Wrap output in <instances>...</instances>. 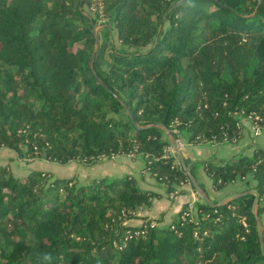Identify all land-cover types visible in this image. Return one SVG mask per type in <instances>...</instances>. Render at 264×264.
<instances>
[{
  "label": "trees",
  "instance_id": "trees-1",
  "mask_svg": "<svg viewBox=\"0 0 264 264\" xmlns=\"http://www.w3.org/2000/svg\"><path fill=\"white\" fill-rule=\"evenodd\" d=\"M249 113L264 126V0H0V147L86 165L131 153L172 194L198 163L214 190L246 185L131 224L161 196L133 173L0 164V264H264V147L187 169L166 150V131L235 142Z\"/></svg>",
  "mask_w": 264,
  "mask_h": 264
},
{
  "label": "rangeland",
  "instance_id": "rangeland-1",
  "mask_svg": "<svg viewBox=\"0 0 264 264\" xmlns=\"http://www.w3.org/2000/svg\"><path fill=\"white\" fill-rule=\"evenodd\" d=\"M93 3V8L96 5H99L101 0H91ZM92 7V6H91ZM92 10V9H91ZM104 18L100 17V22L103 21ZM100 22L95 26V30L97 31V29L100 28L101 24ZM115 34L113 32V38H114ZM241 121V131H242V135H243V126H244V122L248 121L246 118L241 117L240 118ZM250 122V121H249ZM251 123V122H250ZM256 128L250 124V136L251 139H256L258 137H263L264 139V126H262V128L260 129V132L255 133ZM170 133V132H169ZM238 141V140H237ZM235 141V142H237ZM219 141H215V140H204V141H200V143H209L210 145H214V144H220L218 143ZM232 142V143H235ZM255 145H260L262 147H264V142H262L261 144H252L250 146V150L251 152L253 151V148ZM168 145H166V150L168 149ZM177 148H180V146L177 145ZM168 151V150H167ZM247 153V154H251ZM240 153H246V152H240ZM221 159V158H218ZM104 163V167L106 168H112V169H126V170H133L134 172H136L138 174L137 170L143 171L141 168V162H137L135 156H133L131 153L130 154H121V155H114L112 156L110 159H105L103 160ZM101 161V162H103ZM139 161V160H138ZM99 162V163H101ZM97 163V164H99ZM0 164L1 165H8L10 170L17 176H23L25 175L29 170L31 169H40L43 171H50L51 173H53L56 176H60V177H70V176H77L79 179H82L84 177H88L85 175H80L81 173H85L86 172V167L88 166H93V165H86L84 163H82L81 161L78 160H70L68 162L65 163H60L54 160H49V159H45V158H40V157H34V158H29V157H22L19 156L18 153L15 150H12L10 148L7 147H0ZM95 167V166H94ZM119 167V168H117ZM198 168V169H197ZM197 173L199 172L200 169H203V166L201 163L197 164ZM95 170V168H94ZM94 170H88L87 173H91ZM123 172V171H122ZM143 175L141 176V179H139L140 184L142 185H149L155 189L152 190H156L159 191L161 193L160 197H155L152 199V201H158L156 204L153 205V203H151V205L149 207H146L150 210V213L152 214V216H148L145 214H139L138 210L137 212V217H131L129 218L126 222L133 220L134 222H138L139 224L141 222H143L144 218H151V220H147L149 222H159V223H169L172 219V215L170 214V211L168 210V207L164 206L163 202L167 199H170L167 201V203L170 201L172 202L173 200L171 198H169V195H177V194H172V193H168L165 191L164 187H162L160 184H158L156 181H154V178H150L147 177L144 173L142 172ZM79 175V176H78ZM199 175V174H198ZM197 176V175H196ZM94 177V176H93ZM196 179V178H195ZM198 179V177H197ZM196 179V180H197ZM150 180V181H149ZM199 180V179H198ZM188 185L190 184L189 182H187ZM191 185V184H190ZM183 184L181 185V190L184 188L182 187ZM241 189H243V187H246V185L244 183L240 184ZM190 188H192L190 186ZM146 189H151V188H146ZM162 191V192H161ZM165 193H168V198L165 197ZM201 194L199 195V199H203V192H200ZM179 194V193H178ZM209 198V196H208ZM211 199V198H209ZM228 197L224 198L222 201L227 200ZM211 200H216V199H211ZM192 201V200H191ZM181 208V207H180ZM254 208L256 209V205L254 204ZM139 211H141L139 209ZM171 215V216H170ZM144 217V218H141ZM262 217V221L264 223V212H262L261 214ZM259 229L264 230V226L263 224H259Z\"/></svg>",
  "mask_w": 264,
  "mask_h": 264
},
{
  "label": "crops",
  "instance_id": "crops-1",
  "mask_svg": "<svg viewBox=\"0 0 264 264\" xmlns=\"http://www.w3.org/2000/svg\"><path fill=\"white\" fill-rule=\"evenodd\" d=\"M250 124L251 123L249 121L244 122L243 135L235 143L229 142V143L210 145L209 143H200V142L192 143V142H188L187 140L182 138V140L184 141V144L180 148H177V144L174 141L175 137H173L171 133L166 131L165 136L169 141V144H167L169 146L167 150L173 154H176L177 158L179 156H181L184 158H189L191 160H201V159H207V158H211V157L228 158V157H231L233 155H237L240 152L250 153L251 152L250 146L252 144L258 143V144L262 145V142H264V139L261 136L256 138V139H251V136L249 134ZM177 150H179V153H177ZM136 160H137V162H141V160H139V159H136ZM104 163L105 162L103 161L99 164H94L93 166L86 167V172L81 173L80 175H85L88 177H84L81 180H89V179L93 178V176L95 177V176H100V175H113V174L121 175V174L130 172V173L134 174V176L138 180V183L141 187L155 189L149 185H142L139 182V179H141V176L143 175L142 172H145L144 174L147 177L151 178V176L149 175L148 172L137 170L138 171V174H137L133 170H126V169H122V170L116 169L115 170L112 168L104 167ZM139 164L142 165V162ZM94 168H95V170H94ZM117 168H119V167H117ZM197 169H196V175L197 176L195 178L197 179V177H198L199 180L197 179V181H200L205 185V187L208 191V196L211 199H216L218 201H222L224 198H226L230 194L245 191L244 187H243V189H241L240 184L242 182H240V181L231 183L228 186H226L224 189L214 190L211 187L210 179L206 175L205 171L200 169L199 172L197 173ZM88 170H94V171H92L91 173H87ZM153 182H155V180ZM190 186H191L190 184L188 185V183H184L182 186L184 188L183 192H181L177 195H171V194L169 195V198H171L173 200L172 202H170L171 201L170 199H167V201L170 200L168 203L166 200L163 202L164 206L168 207V210L170 211L171 215L176 213L183 204L188 203L191 200L199 199L200 193L195 189V187L193 188L191 186L192 188H190ZM164 195H165V197L168 198V193H165ZM157 202L158 201H154V200L152 201L153 205L156 204ZM140 210L141 211L138 210L139 214H145L148 216H152V214L150 213V210L148 208H142ZM128 223L139 224L138 222H134L133 220L128 221Z\"/></svg>",
  "mask_w": 264,
  "mask_h": 264
},
{
  "label": "built area",
  "instance_id": "built-area-1",
  "mask_svg": "<svg viewBox=\"0 0 264 264\" xmlns=\"http://www.w3.org/2000/svg\"><path fill=\"white\" fill-rule=\"evenodd\" d=\"M243 118H246L248 121H250L251 124L256 128L255 133L260 132V129L262 128V126L258 123V120L261 119L258 115H255V114L253 115V113H249V114L243 116ZM237 126L239 128H241V121H240V119L237 121ZM174 141L180 147L184 144V141L180 137H175V140ZM195 201L196 200H192V201H189L188 202V207H189L190 210H193ZM135 232L137 233V231H135Z\"/></svg>",
  "mask_w": 264,
  "mask_h": 264
},
{
  "label": "water",
  "instance_id": "water-1",
  "mask_svg": "<svg viewBox=\"0 0 264 264\" xmlns=\"http://www.w3.org/2000/svg\"><path fill=\"white\" fill-rule=\"evenodd\" d=\"M177 153H179V150H177ZM179 159H180L181 163L184 165V167L187 169V167L185 166V163H184V161H183V157L179 156ZM188 175H189L190 181H191V183L194 185L195 189H196L199 193H200V192H203L202 189H201V187H200V185H199V183H198L197 180L195 179L194 175H193L190 171H188ZM250 191L256 192V189H255V188H254V189H250ZM243 192H245V191L236 192V193H233V194L228 195L227 197H228V198H231V197H234V196H236V195H238V194H242ZM200 194H201V193H200ZM202 196H203L204 198H206V199L209 200V198H208V196H207L206 194L203 193ZM209 201H210V200H209ZM221 202H223V201H218L217 203L219 204V203H221ZM256 202H257V197H255V199H254V204H256ZM255 217L258 219V215H257V214H255ZM258 221H259V220H258ZM259 235H260V236L262 235V229H260V231H259Z\"/></svg>",
  "mask_w": 264,
  "mask_h": 264
}]
</instances>
